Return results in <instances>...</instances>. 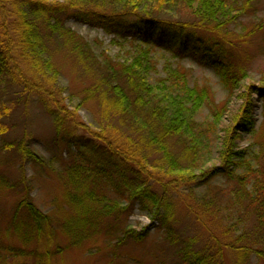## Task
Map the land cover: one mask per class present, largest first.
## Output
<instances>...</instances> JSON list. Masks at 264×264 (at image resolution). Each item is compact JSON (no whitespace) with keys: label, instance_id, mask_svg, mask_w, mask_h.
<instances>
[{"label":"trees","instance_id":"16d2710c","mask_svg":"<svg viewBox=\"0 0 264 264\" xmlns=\"http://www.w3.org/2000/svg\"><path fill=\"white\" fill-rule=\"evenodd\" d=\"M11 1L18 16L10 28L15 39L6 31V11L0 0V79L7 81L12 76L14 82L24 81L20 70L14 72V52L19 49L33 76H46L47 83L53 84L57 70H52L42 55L44 37L37 27L41 17L50 37L57 41L64 38L76 58L96 74L95 83L85 93L88 99H98L100 123L98 130H88L85 135L64 132L67 124L83 127L74 114L66 109L63 114L51 91L33 84L32 89L56 107L48 108V113L55 123L56 141L61 139L64 145L68 163L63 165V174L68 187L74 189L70 201L76 216L55 224L34 204L30 183L21 181L24 193L12 215V234L25 242L43 244L44 252L33 253L46 259L67 247L48 249L59 231L67 235L70 246H79L101 232L116 245L139 242L148 237V227L135 230L111 224L137 208L157 223L156 228L172 245V264H224V249L235 253L234 264H249L251 254L264 260V161L235 143L242 131L253 130L250 106L246 104L235 117L234 127L221 139L218 126L222 112L216 108L209 82L191 83L187 70L170 62L197 55L217 73L226 92L236 90L246 70L234 58L233 42L219 34L257 0ZM23 8L31 10L33 16L25 17ZM66 12L76 21L111 32L113 39L133 38L129 57L96 54L91 43L64 26L59 15ZM157 49L170 58L163 73L153 76L157 73L153 55ZM259 93L264 98V87ZM203 107L208 108L209 120L198 118ZM218 144L215 153L219 164L208 166L213 145ZM11 148L24 161L44 163L22 140ZM218 176L224 178L225 185L213 192L197 191ZM173 194L204 227V242L198 237L181 239Z\"/></svg>","mask_w":264,"mask_h":264},{"label":"rangeland","instance_id":"374dc122","mask_svg":"<svg viewBox=\"0 0 264 264\" xmlns=\"http://www.w3.org/2000/svg\"><path fill=\"white\" fill-rule=\"evenodd\" d=\"M51 1L62 3L65 0ZM12 4L11 0H1V6L6 11V31L11 39H15L10 28L18 16L15 15L16 8H13ZM23 14L27 18L33 16V12L28 8H23ZM59 16L66 28L94 46L96 54L105 53L109 57L125 59L132 52L135 43L133 38L113 39L114 35L111 32L99 26H88L76 21L71 12ZM37 24L44 37L45 49L42 55L50 62L51 69L57 70L53 84L47 83L46 76H33L30 65L19 49L14 52L17 62L14 72L17 74L20 70L24 81L14 82L12 76L7 77V81L6 78L0 79V264H172L175 259L171 251L172 245L162 231L156 228L157 223H153L149 216L137 208L120 221H112L111 224L121 227L128 225L135 230L148 227V237L144 240L126 241L124 244L116 245L113 239L101 232L79 246H70L67 245V235L59 231L57 237L47 247L49 250L56 245L67 247H63L61 253L52 254L49 259L38 258L34 254L45 251L43 244L34 240L25 242L9 229L16 204L24 193L22 187L24 183H30V196L36 207L47 214L55 224L61 223L68 216L70 218L76 216L70 201L74 189L68 187V179L63 174V165L68 163L64 145L61 139L56 141L55 123L48 113V108L54 110L56 107L53 101L48 104V100L43 99L40 91L33 90V84L37 88L38 84H42L43 89L51 91L52 98L57 99L63 114V109L74 114L77 122L83 127L67 124L64 132L70 133L74 130V134L79 136L85 135L88 130L96 131L100 127L99 101L96 97L88 99L85 93L86 89L95 83L96 74L76 58L71 52V44L65 43L64 38L57 41L50 37L41 17L37 19ZM219 35L233 42L231 49L234 58L246 70V76L233 92H226L222 88L217 73L210 66L200 62L197 55L171 59L170 62L187 70L191 83L209 82L212 98L217 103L216 108L222 112L218 126L221 139H224L228 128L234 127L235 117L241 115L246 104L250 106L248 110L253 117V130L242 131L241 137L235 142L236 147L249 148L258 160L264 161V98L259 93V88L264 87V0H257L254 7L237 15L235 23L231 21ZM153 55L157 62V73L153 76L161 75L164 64L170 57L159 49L155 50ZM210 117L208 108L203 107L198 115L199 120L206 121ZM21 140L44 159L43 164L36 165L20 158L19 153L11 147H16ZM5 145L6 147H3ZM217 146L219 144L213 145L208 166L219 164L218 154L215 153ZM21 181L24 183H20ZM225 184L224 178L218 176L206 186L199 187L197 191L213 192ZM183 191L185 194L189 193L187 190ZM172 203L176 228L181 239L198 237L204 242L207 238L204 227L194 220L185 204L176 200L174 194ZM205 220L211 224L208 218ZM221 227L216 228L218 232H221ZM221 238L226 240L224 237ZM7 248H14L16 251ZM235 259L233 251L224 249V264H234ZM249 264H264V260L251 254Z\"/></svg>","mask_w":264,"mask_h":264}]
</instances>
